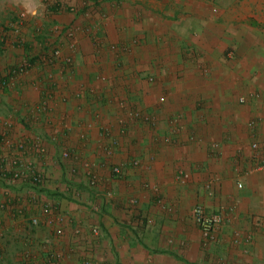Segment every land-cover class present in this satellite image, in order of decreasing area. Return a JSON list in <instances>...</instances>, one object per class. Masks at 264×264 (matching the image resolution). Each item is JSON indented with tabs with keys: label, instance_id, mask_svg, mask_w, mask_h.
Masks as SVG:
<instances>
[{
	"label": "crops",
	"instance_id": "0c3cea01",
	"mask_svg": "<svg viewBox=\"0 0 264 264\" xmlns=\"http://www.w3.org/2000/svg\"><path fill=\"white\" fill-rule=\"evenodd\" d=\"M15 12L4 27L15 37H0V264H264L263 144L215 151L211 100L203 109L197 93L121 87L137 73L98 71L83 40L54 35L69 17L29 29ZM23 163L42 188L2 177ZM197 205L222 218L209 235Z\"/></svg>",
	"mask_w": 264,
	"mask_h": 264
},
{
	"label": "rangeland",
	"instance_id": "374dc122",
	"mask_svg": "<svg viewBox=\"0 0 264 264\" xmlns=\"http://www.w3.org/2000/svg\"><path fill=\"white\" fill-rule=\"evenodd\" d=\"M0 8L7 12L0 14L5 41L15 37L4 28L6 20L12 21L11 12L23 13L24 20L28 13L23 27L29 24V29L47 28L48 18L61 14L71 25L57 28L54 35L83 40L86 55L99 62L98 71L137 73L139 79L116 81L121 87L139 82L154 88L162 84L166 94L197 93L193 105L203 109L211 100L215 151L218 141L241 147L250 139L253 149L264 148V60L254 61L264 58V0H20L18 5L2 0ZM30 12H35L32 19ZM224 69L231 73L225 76ZM128 98L129 105L137 102ZM181 99L191 106L190 97Z\"/></svg>",
	"mask_w": 264,
	"mask_h": 264
},
{
	"label": "built area",
	"instance_id": "2783aa9c",
	"mask_svg": "<svg viewBox=\"0 0 264 264\" xmlns=\"http://www.w3.org/2000/svg\"><path fill=\"white\" fill-rule=\"evenodd\" d=\"M70 155L69 151H65L64 152V157H68ZM0 163L2 164L3 161L0 160ZM14 164H16V162H14ZM24 166L21 165H16L15 168H13L11 170L10 175H3V178H9L10 180H22V181H30V183L34 184L35 186H39V187H43L46 184V178H44L42 176V174H40L39 172H37L32 165L28 167H26V163H23ZM264 168V166L262 167ZM116 172L119 173L120 169H116ZM39 173V174H38ZM236 188L238 191L242 190L243 188V184L241 182H237L236 184ZM48 209L45 210V212H47ZM193 216H194V220L196 222L197 225H199L201 227V229L204 231V233L206 235H209L210 232H212L213 230H215L221 223L222 218L221 216H219L218 214H208L205 209L203 208V206L201 205H197L194 209H193ZM40 224V220L37 217H34L31 219L30 221V225L32 226H37ZM60 232V231H59ZM93 233H97L98 230L96 228L92 229ZM26 253H28L29 251L26 250ZM2 253H0V259L2 258ZM85 264H95L92 261H85Z\"/></svg>",
	"mask_w": 264,
	"mask_h": 264
}]
</instances>
